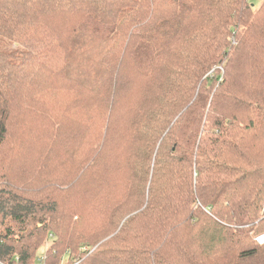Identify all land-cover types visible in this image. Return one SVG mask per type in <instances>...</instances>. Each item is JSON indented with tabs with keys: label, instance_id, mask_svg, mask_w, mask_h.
<instances>
[{
	"label": "trees",
	"instance_id": "trees-1",
	"mask_svg": "<svg viewBox=\"0 0 264 264\" xmlns=\"http://www.w3.org/2000/svg\"><path fill=\"white\" fill-rule=\"evenodd\" d=\"M263 204L264 0H0V264H264Z\"/></svg>",
	"mask_w": 264,
	"mask_h": 264
},
{
	"label": "built area",
	"instance_id": "built-area-1",
	"mask_svg": "<svg viewBox=\"0 0 264 264\" xmlns=\"http://www.w3.org/2000/svg\"><path fill=\"white\" fill-rule=\"evenodd\" d=\"M263 212H264V204H263ZM257 241L259 242V244H264V235L263 236H261V237H259L258 239H257Z\"/></svg>",
	"mask_w": 264,
	"mask_h": 264
},
{
	"label": "rangeland",
	"instance_id": "rangeland-1",
	"mask_svg": "<svg viewBox=\"0 0 264 264\" xmlns=\"http://www.w3.org/2000/svg\"><path fill=\"white\" fill-rule=\"evenodd\" d=\"M50 245V244H49ZM46 249H43V251H45ZM43 253V252H42Z\"/></svg>",
	"mask_w": 264,
	"mask_h": 264
}]
</instances>
